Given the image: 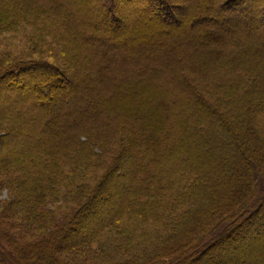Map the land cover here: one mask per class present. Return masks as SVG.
I'll return each instance as SVG.
<instances>
[{
  "label": "trees",
  "instance_id": "1",
  "mask_svg": "<svg viewBox=\"0 0 264 264\" xmlns=\"http://www.w3.org/2000/svg\"><path fill=\"white\" fill-rule=\"evenodd\" d=\"M177 1L0 0V264H264V0Z\"/></svg>",
  "mask_w": 264,
  "mask_h": 264
},
{
  "label": "rangeland",
  "instance_id": "2",
  "mask_svg": "<svg viewBox=\"0 0 264 264\" xmlns=\"http://www.w3.org/2000/svg\"><path fill=\"white\" fill-rule=\"evenodd\" d=\"M168 1L171 2L172 4H175V6H184V4H182L183 2H180V1H177V0H168ZM222 1H225V0H222ZM249 1H250V3H252L253 0H249ZM237 2H236V4L232 3L231 4L232 5L231 8H234V7L237 8V6H239L241 4V3L239 4V1H237ZM138 13L139 12L133 11V8H129L125 12L124 17L120 18V21H119L118 25L115 23V21H113V20L111 21L112 18H108V19L99 18L98 20H96L95 26L100 31H102L104 34H106V32H108V35H112L114 37H118L119 35L124 34V32H126V33L128 31L131 32L132 30H133V32H136V31H139V29H142L143 26H145L144 25L145 24L144 21H146V19H147L146 17H142L141 16L142 17L141 19H143V18H146V19L143 20V22H141L139 20L140 18L137 20V18H138L137 14ZM153 13L155 14L156 12H153ZM131 16H133L136 19V22L135 23L133 22L134 25H133V23H130V21L128 22V20L130 19ZM153 17H152V19H154ZM161 17H162V19L156 18L157 20H154V21H151V22H155V23H153V24H155V27L160 28L159 30H164L165 32L168 30V28L170 29V28H172L173 26H176V25H180L181 26L186 21V17L184 16V12H182V11L181 12L180 11H176L174 13V15H172V17H170V15H167V14L161 15ZM134 18H131V19H134ZM187 19H188V17H187ZM140 23H144L143 26H140ZM5 197H6V193L5 192L1 193L0 198H5ZM246 232H248V231H246ZM250 233L251 232H249V235H250ZM251 234H253V233H251ZM255 239H256V237H255ZM257 258H258V256H257ZM238 259L237 258L231 259L229 263H231L232 261L236 262Z\"/></svg>",
  "mask_w": 264,
  "mask_h": 264
}]
</instances>
